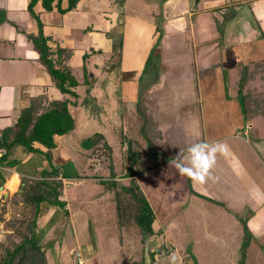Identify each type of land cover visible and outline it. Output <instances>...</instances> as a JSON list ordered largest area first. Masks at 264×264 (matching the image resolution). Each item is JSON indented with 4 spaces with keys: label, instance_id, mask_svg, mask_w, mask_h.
Masks as SVG:
<instances>
[{
    "label": "rangeland",
    "instance_id": "obj_1",
    "mask_svg": "<svg viewBox=\"0 0 264 264\" xmlns=\"http://www.w3.org/2000/svg\"><path fill=\"white\" fill-rule=\"evenodd\" d=\"M226 1L228 2V0ZM194 2L195 6L199 3L197 0ZM193 16L195 17L190 19L196 28L195 52L192 50L194 41L190 31L181 34L185 38L188 37L191 42L190 48L193 54L189 53V58L186 57L184 47L178 44L177 37H169L165 54H161L163 45L159 40L154 52H150L151 56L144 64L145 70L136 79L138 83L140 82L141 87L134 92L130 100L129 98L126 101L123 99L124 76L120 74V70H114L115 72L108 77L105 76L107 70H100L99 74H104V78L95 91L93 87L85 84L78 89L80 108L73 109L77 127L76 134L69 137L67 143L73 149L68 151L73 159L76 158L78 171L83 176L81 178L79 173L67 174L70 177H78L80 181H88L89 184H92L90 198L96 201L101 197L104 199L108 196V204H105L106 208L101 202L84 205L85 209L79 208L80 212H77L74 221L67 217L57 223L53 228L55 231L51 233V239L50 237L45 240L42 239L43 237L41 238V251L45 254L48 252L51 264H59V260L64 257L68 264H79L78 252L82 254L85 264H176L178 261L183 262L188 252L194 253L200 264H232L235 261L236 264H242L243 259L246 264H264V222H262L263 225L255 226L257 234L252 232V235L248 231V223L251 221L249 217L254 213L246 209L233 211V207L226 204L223 192L215 195L216 192L211 190L214 194L206 201H195L194 197H186L188 181L186 176L179 175L174 165H169L174 166L170 169L173 170L172 172L168 170L171 175L165 170V163L160 166L162 170L159 171V178L157 176L155 178L154 174L152 176L148 170L149 166L154 164L150 158H153L152 154L158 153V150L156 146H149L148 138L141 134L143 132L140 130V123L143 124L144 121L140 115V109L141 111L144 109L142 101L144 102L148 96L153 95L154 92L150 93L153 89L152 86L158 85L161 87L158 91L162 94L164 102H154L155 97H152L154 101L148 100L147 114L151 111L154 114L150 115L153 119L154 117L167 118L169 115H184L185 104H189L186 96L191 95L190 89H187L189 81L193 83V80L195 82V78L198 77L200 89L204 92L205 97L212 98L213 96L215 100H219L221 96L229 94L227 100L231 106H234L233 111L230 112L231 106L225 111L226 105L223 104L225 103L223 101L216 102L219 108H223L221 111L218 108L205 105V109H208L206 114L209 121L211 120L210 129L211 127L215 128L212 129L210 135L223 136L226 132L225 145L233 153L231 156L227 155L229 158H224L221 164L224 167H230L228 173L234 170L240 172L243 169L242 178L245 182L249 181L248 188H243V191L248 190L251 193L254 191L255 183L259 187L264 185V142L259 138L257 140L252 138V133L263 134L260 138H264V115H260L259 119L254 120V128L251 127L250 133L247 134L246 128L249 125H245V120L240 116L244 105L239 86L235 85V81L232 80L231 88L228 89V74L226 77L222 73L225 63L222 47L227 46L229 49L233 47L230 44L233 41V44L241 45L249 41L250 47L253 49V58L256 57V50L260 51L259 54L257 53L260 61L248 65L252 70L249 69L250 73L247 79L253 78L255 82H249L247 85V89H249H244V95L250 91V95L253 92L257 100L264 99V49H261L264 47V43H254L256 39L262 38V31L264 32V29H261V21L257 19L252 21L251 10L242 4H236L230 9L208 12L204 10L203 13ZM157 18L162 25L166 19L164 12ZM259 27H261L260 30ZM195 54L196 62L190 66L194 61L191 57ZM96 57L102 58L99 54ZM117 57L119 58L120 54ZM96 60L99 59L96 58ZM108 62L113 63L114 61L108 60ZM189 72L193 74L194 79H186ZM93 76L91 75V77ZM236 78L237 76H233L234 80ZM113 84H115V89L111 90L110 86ZM108 92L113 93V98L109 96ZM142 98L144 99L142 100ZM220 103H222L221 107ZM168 104L173 109L167 112ZM234 120L238 121L235 129L232 126ZM162 121L165 133L164 142L170 143L169 151H167L170 152L169 154H173L174 150L180 148L179 144L183 139H179L173 133L174 128L170 122H167L166 119ZM153 135L155 136V134ZM137 137L141 143L140 146L145 149L144 151L142 149L140 153L139 150V154H132L139 157L138 162H133L138 175L135 178H129L127 171L132 170L131 167L128 168L131 164L125 166L124 161L130 160V153L127 151L128 145L134 143ZM189 146L180 148V150L187 152ZM136 147L139 148V145ZM124 148L126 149L124 150ZM75 152H78V155ZM162 157L157 159L165 162L169 160L170 155L165 154ZM39 158L41 162L46 160L45 156L39 155ZM228 159H230L229 165H226L225 162ZM113 163L115 169L112 166ZM91 164L96 166L90 168ZM72 167V162H70L67 168H70L71 171ZM210 171L214 175V167ZM219 175L223 178V173ZM114 177L120 179L119 185L116 182L111 187L109 186L111 182L101 180ZM93 178H97V180ZM216 178L218 179L219 176ZM70 181L72 183L67 185L66 193L71 199L76 200L77 197L83 199L89 196L85 191L81 192L80 186L73 184L75 180ZM219 190L222 191L220 185H218L217 191ZM144 197L149 199L157 211L160 222L156 227L162 226L163 228L162 232H159L160 236H145L137 221L141 205L145 200L142 199ZM177 199L180 200L176 201ZM10 201V208H6L7 213L2 217L5 227H0V231L2 228L6 230L13 228L15 232L11 234L12 237L7 236L0 240L1 254L4 253V250L13 249L17 243L22 241L24 234L30 233L29 227L35 213L34 207L24 208L22 206L24 200L19 193L10 198ZM219 201L224 202L227 206L225 205L223 208V204ZM47 204L49 203L47 202ZM65 208L63 213L68 216ZM81 223H86V226L80 225ZM38 231L39 228L37 234H40L41 231ZM249 239L251 247L247 253L246 244ZM173 253L176 254L175 262L171 261ZM184 263L186 262L184 261Z\"/></svg>",
    "mask_w": 264,
    "mask_h": 264
},
{
    "label": "crops",
    "instance_id": "obj_2",
    "mask_svg": "<svg viewBox=\"0 0 264 264\" xmlns=\"http://www.w3.org/2000/svg\"><path fill=\"white\" fill-rule=\"evenodd\" d=\"M30 1L31 0H0V137L4 130L16 125L22 109L25 106L30 105L33 98L43 97L44 104H49L53 100L69 99L71 100L70 111L74 117L73 109L78 110L80 108V93L78 92V89L85 84L93 87V90L95 91L104 78V74H99L100 70H107L108 72H106L105 75L107 77L112 75L115 72L114 70H120V74H123L124 76L123 99L126 101L129 98L130 100L134 95V92L141 87L139 84L140 82L138 83L136 79L140 77L145 70L144 64L145 62L147 63L150 58V52H154L158 45L162 31L164 33L161 37L163 45V47L161 46V54H165V50H167V40L170 39L169 37H177L178 44L181 45V47H184L186 57L189 58V53L193 54L190 48L191 42H189L190 40L188 37L185 38L184 36H181V34L189 31L194 41L192 50L195 52L196 28L194 22H192L190 18L195 17L193 15L203 13L204 10L205 12H208L210 10L216 11L219 9H230V7L235 6L236 4H242V6H248L251 10L252 16L250 18L252 21L254 19L261 21V27L264 29V0H228V2L226 0H197L199 2L197 3L198 6H195L194 0H79L76 7L71 10H67L70 5V0H62L61 8L67 10L65 12L59 10L57 0L54 2V8L51 11H47L42 0H39L35 5V11L43 23L45 34L50 37L48 42L49 45L53 49L61 47L70 50L72 53L67 64L79 82V85L73 88L78 94V97L75 98L70 94L61 92L56 87L48 68L40 60L39 51L35 48L33 41L29 37L30 34H36L39 29L38 21L29 11ZM163 12L166 19L161 25L157 17L159 15L161 16ZM259 13H261V15H259ZM256 34L258 35V33ZM233 43L234 41L230 43L233 46L232 48L228 49L227 46L222 47V54L225 59L222 73H224L226 77L228 74V89L231 88L232 80L235 81V85L239 86L243 65L248 64L250 66L251 64L260 61L258 55L260 51L255 49L256 57L253 58V49H251L249 41H246V43L244 42L242 45ZM254 43L263 44L264 39L258 38ZM261 49H264V47ZM97 54L102 56V58L96 57ZM118 54H120L119 58L117 57ZM196 57V54L191 57L194 61L190 66L196 62ZM96 58L99 60H96ZM108 60L114 62H108ZM249 69L250 71L252 70V68ZM96 73L98 74L96 75ZM91 75L94 76L91 77ZM187 76V80L194 79L191 72L187 73ZM233 76H237V78L234 80ZM197 78H195V82L193 80V83L189 81L190 84H188L187 89H190L191 95L189 94L186 96V98L188 97L187 102H189V104H185L184 115H169L167 118L160 119L153 116L154 128L151 126L148 133L150 135L155 131L156 133L155 136L153 135L152 143H147L149 146H156L158 150V153L154 152L152 154L153 158H150V161H153L154 164H151L148 169L152 176L154 174L155 178L156 176L159 178V171L162 170L160 166L164 165V163L166 164L165 170L168 171L174 167L169 165H172L170 162L176 158L178 153L187 155V152L181 151L180 148L200 142H206L211 145L217 142L225 144L227 141L225 138L227 137L226 132L223 136L210 135L212 129L215 128L211 127L210 129L211 120L209 121L208 119L206 114L208 109H205V105L215 109L218 108V110L221 111L223 108H219L216 102L223 101L225 102L223 104L226 105L225 111H227L231 106V103L227 100L230 95L221 96L219 100H215L213 96L212 98L205 97L204 92L200 89ZM111 82L113 83V81ZM249 82L254 83L255 80L253 78L250 80L248 79V82L245 85L246 89ZM152 87L153 89H151L152 91H150V93L154 92V96L150 95L144 100V102L142 101L144 108L147 107L149 101H154L152 97H155L154 102H164L162 94L158 91L161 87H158V85ZM110 89L114 90L115 84L111 85ZM108 93L110 94V97L113 96L112 92ZM251 96H253V99L251 98L252 101L249 103L248 107L250 108L247 111V116L245 117L243 112L240 115L241 118L245 120V125H249L247 134L250 133L249 131L251 127L254 128V120L259 119L260 115H264V99L257 100V97L254 96L253 92H251ZM143 99L144 98H142V100ZM220 105H222V103H220L219 106ZM166 108H168L166 109L167 112L173 109L169 104ZM233 109L234 106H231L229 111L232 112ZM146 111H148V109ZM148 115L154 114L150 111ZM198 118H200V120H198ZM165 119L172 124L174 128L173 133L176 134L179 139H183L179 144L180 148L174 150L173 154H169L170 152H168L170 143L164 142L165 133L163 132L162 126L164 123L162 120ZM237 122V120L232 122L234 129L236 128ZM140 124V130L142 132L145 121H143V124ZM76 128L75 122V129L70 133L65 135H55L57 147L52 149L53 163L60 168L61 171L58 179L63 181V189H61L62 195L60 196V199L66 203L65 210L68 211V216L63 213L64 209L43 202L41 204L40 223L38 226L39 231H41L40 234H38V239L40 240L39 244L42 237V239L45 240L47 237L49 238L51 236V233L55 231L53 228H55L57 223L63 218L70 217L71 220L74 221L77 212H80L79 208L85 209L84 205H94L96 202H101L106 208L107 206L105 204H108V196L104 199L102 197L97 199L99 201H94V199L90 198L92 184H89L88 181H80L78 180V177H63V174L68 173L70 175H75L79 173L76 158L73 159L71 153L68 151L73 149L72 147H69L67 143V139H70L69 137L76 134ZM102 134L104 135V133ZM262 135L263 134L252 133V138L255 140L259 138L264 142V138H260ZM211 136L213 137L212 139ZM11 137L13 138V136ZM140 144L139 138L137 137L134 143L128 145L129 149L127 151H129V157L131 158L128 162L124 161V163H126L125 166L131 164L128 168L131 167L132 170L122 171L129 172V175L127 176L129 178H135L136 175H138V172H135L133 162H138L139 157H135V155L133 156L132 154H137L139 150L140 153L142 149L144 151L145 147L140 146ZM137 145H139V148H142H137ZM34 146L44 152L48 150L47 147L38 142H36ZM125 149L126 148H124V150ZM75 154L78 155V152H75ZM165 154L170 155L168 158L169 160L161 162L162 160L157 159ZM4 155H8L9 160H20V163L16 166L0 163V187H3V189H0V227H5V221L2 217L7 213L6 208H10V198L22 192L20 189L22 177L34 180L39 178L42 170H51L50 163L47 159L44 162L40 161L39 155H43L30 152L24 145L19 144L8 149L6 145L0 142V158ZM227 155L231 156L233 153L228 149L223 154L220 152H217L216 154V161L213 166V176H219V178L215 181L207 180L205 184H197L194 188L193 182L186 177V180L188 181V192L185 191L186 197H194L196 199L195 201H206L208 198H211L212 194H214L211 190L216 192L215 195L219 194V192H223V196L225 195V200L227 202L226 204H228L229 207H233V211L246 209L249 212L254 213V215L249 217L251 221L248 223V231L252 235V232L257 234L255 232V226L257 227L260 224L263 225L262 222H264V185L259 187V185L255 183V188H257V190L254 188V191L249 193L247 190L249 181L245 182L242 178L244 174L243 169L240 170V172L234 170L231 171V173H228L230 167H224L221 164V161L224 160V158H229ZM229 160L230 159L225 162L226 165H229ZM70 162H72L73 165L71 171L70 168H67ZM184 163L186 166H190L188 160H185ZM95 166L96 165L91 164L90 168H94ZM112 166L115 169L114 163ZM172 171L173 170H170V172ZM170 172L169 174L171 175ZM216 172L219 174L223 173V178ZM79 175L82 178L83 175L80 173ZM93 179L97 180V178ZM70 180H75L73 184L80 186L79 188L81 189V192L83 190V192L85 191L89 196L83 199L80 197H77L76 200L71 199L66 193L67 185L72 183ZM101 180L111 182L109 186L115 185L116 182L118 185L120 184V179L116 177L108 179L103 178ZM218 185H220L222 191H217ZM245 187H247V191H243V188ZM178 200L180 199H177L176 201ZM148 202L155 213V221L153 223L155 234L153 237H157L160 236L159 232L161 233L163 228L162 226L156 227V225L159 226L160 220L158 219L157 211L152 206L149 199ZM219 203L223 204L222 207L225 208L224 206L226 204H224V202L222 203L219 201ZM18 204H21V202H18ZM22 206H24V208H29L25 202L22 203ZM80 225L86 226V223H81ZM13 232H15L13 228L11 230L2 228L0 231V240L7 236L12 237L11 234H13ZM250 242L249 239V242L246 244L247 253L250 251ZM172 244L174 245L173 242ZM46 250L48 251V249ZM192 250H194V247H192ZM1 255L2 254L0 253V258ZM46 255L48 264H51L48 252H46ZM171 261L173 260L171 259ZM184 261L186 263H184ZM241 263L246 264V261L243 259ZM59 264H68L66 258L64 257L60 259ZM176 264L200 263L197 261L194 253L188 252L183 262L178 261ZM232 264H236V261Z\"/></svg>",
    "mask_w": 264,
    "mask_h": 264
},
{
    "label": "trees",
    "instance_id": "obj_3",
    "mask_svg": "<svg viewBox=\"0 0 264 264\" xmlns=\"http://www.w3.org/2000/svg\"><path fill=\"white\" fill-rule=\"evenodd\" d=\"M38 1L39 0H31L29 3V11L38 21L39 27L38 32L36 34H30L29 37L33 41L35 48L39 51L40 60L48 68L56 87L61 92L77 98L78 94L72 88L79 85V82L67 64L72 53L70 50L61 47L53 49L49 45L48 42L50 37L45 34L43 23L35 11V5ZM55 1L56 0H42V3L47 11H51L54 8ZM57 1L59 10L65 12L76 7L79 0H70V5L67 10L61 8L62 0ZM260 28L261 27H259V30ZM162 36L163 32L159 40H161ZM261 37L264 39L263 31ZM248 74L249 66L245 64L242 66V76L239 82V90L242 94L241 97L244 105L242 107L243 115L245 117L250 108L248 107V102L250 103L252 98L250 91L244 95V88L248 82ZM70 104L71 100L69 99L53 100L49 104H44L43 97L33 98L31 104L22 109L16 125L4 130L0 137V142L6 145L8 149L19 144L24 145L30 152L45 156L51 166V170H42L38 179L30 180L27 177H22V192L19 194L23 196V200L28 207H34L35 211L32 224L29 227L31 230H29V234H24L22 241L17 243L13 249L4 250L0 258V264H48L46 254L41 251L39 244L37 234L38 219L41 213V204L43 202H48L51 206L60 207L62 209L66 206V203L60 199L63 181L58 179L61 171L60 168L53 163L52 149L57 147L55 135H65L75 129V119L70 111ZM142 107L144 106L142 105ZM146 110V108L142 111L140 109L141 115L145 121L142 132L146 138H148V142L152 143L153 134H155L156 131L154 130L155 132L151 135L148 133L150 127L154 124V120L152 116L147 114ZM11 136H13V138ZM36 142L43 144L48 150L44 152L35 147L34 144ZM0 163L16 166L20 163V160H9L8 155H4L0 158ZM63 177L68 178L70 176L63 174ZM142 199L145 200L141 205V212L137 216V221L143 234L145 236H152L155 234L153 229L155 213L148 200L145 197ZM65 211L68 213L67 210Z\"/></svg>",
    "mask_w": 264,
    "mask_h": 264
},
{
    "label": "clouds",
    "instance_id": "obj_4",
    "mask_svg": "<svg viewBox=\"0 0 264 264\" xmlns=\"http://www.w3.org/2000/svg\"><path fill=\"white\" fill-rule=\"evenodd\" d=\"M227 145L223 143L208 144L206 142H200L192 144L187 149V155L178 153L176 158L170 163L175 166L181 176H186L193 182L195 188L197 184L203 185L207 180L215 181L210 171L215 164L216 154H221L227 151ZM185 160L189 161L190 166L185 165ZM173 261L176 260V254H172Z\"/></svg>",
    "mask_w": 264,
    "mask_h": 264
},
{
    "label": "built area",
    "instance_id": "obj_5",
    "mask_svg": "<svg viewBox=\"0 0 264 264\" xmlns=\"http://www.w3.org/2000/svg\"><path fill=\"white\" fill-rule=\"evenodd\" d=\"M249 126L246 128V132L248 131ZM79 264H85V260L82 258V254L80 252L77 253Z\"/></svg>",
    "mask_w": 264,
    "mask_h": 264
},
{
    "label": "water",
    "instance_id": "obj_6",
    "mask_svg": "<svg viewBox=\"0 0 264 264\" xmlns=\"http://www.w3.org/2000/svg\"><path fill=\"white\" fill-rule=\"evenodd\" d=\"M0 189H3V187H0Z\"/></svg>",
    "mask_w": 264,
    "mask_h": 264
}]
</instances>
